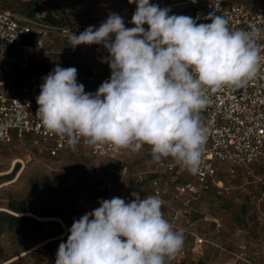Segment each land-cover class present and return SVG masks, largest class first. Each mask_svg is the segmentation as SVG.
Returning a JSON list of instances; mask_svg holds the SVG:
<instances>
[{
  "label": "clouds",
  "instance_id": "9594fccd",
  "mask_svg": "<svg viewBox=\"0 0 264 264\" xmlns=\"http://www.w3.org/2000/svg\"><path fill=\"white\" fill-rule=\"evenodd\" d=\"M128 2L136 4L133 27L109 13L99 27L67 33L73 50L80 45L106 50L101 62L111 70L109 79L86 92L75 67L57 64L42 78L36 115L73 150L81 140L131 153L147 145L154 162L172 158L195 175L209 135L201 117L208 93L239 89L257 77L264 30H234L213 12L203 17L210 23H198L199 14L170 15V8L150 0ZM98 203L73 221L55 264H166L183 248V229L165 218L158 195Z\"/></svg>",
  "mask_w": 264,
  "mask_h": 264
},
{
  "label": "rangeland",
  "instance_id": "374dc122",
  "mask_svg": "<svg viewBox=\"0 0 264 264\" xmlns=\"http://www.w3.org/2000/svg\"><path fill=\"white\" fill-rule=\"evenodd\" d=\"M150 2L170 8V15L189 16L191 11L190 0ZM0 6L56 27L39 51L13 47L0 38V91L7 95L19 94L21 86L46 76L57 64L75 67L78 82L94 93L111 75L101 62L108 53L98 45L73 50L68 30L78 35L88 26L99 27L109 13L121 15L130 28L136 10L128 0H0ZM155 163L147 145L139 153L123 150L114 157H91L78 145L55 157L23 142L6 145L0 153V264H55L73 221L99 207V200L150 196L147 178ZM221 175L228 190L202 192L196 212H186L170 196L163 198L165 218L185 236L181 251L166 264H264V152L248 170ZM10 216L28 218L11 221ZM201 234L207 241L198 245Z\"/></svg>",
  "mask_w": 264,
  "mask_h": 264
},
{
  "label": "built area",
  "instance_id": "2783aa9c",
  "mask_svg": "<svg viewBox=\"0 0 264 264\" xmlns=\"http://www.w3.org/2000/svg\"><path fill=\"white\" fill-rule=\"evenodd\" d=\"M189 16L203 19L208 13L225 16L234 30H264V2L241 3L233 0H190ZM55 26L39 16L23 14L0 6V38L13 47L43 48ZM64 31V30H63ZM26 37L30 44L23 41ZM264 56V36L258 41ZM45 77V76H43ZM43 77L32 84L21 86L19 94L7 95L0 91V153L13 142H23L47 156L55 157L67 148L66 140L49 133L36 115V97L40 93ZM210 103L201 113L209 129L203 160L197 174H190L173 159L155 163L147 178L149 194L166 196L181 203L186 212L198 211L202 192L213 188L219 193L228 190L222 173L233 175L238 168L249 169L264 152V62L256 78L245 87H224L208 93ZM91 157H114L123 150L112 145L90 146L83 140L78 144ZM166 175V180L163 179ZM188 178L184 180L182 178ZM207 241L205 235L196 236V243Z\"/></svg>",
  "mask_w": 264,
  "mask_h": 264
},
{
  "label": "trees",
  "instance_id": "16d2710c",
  "mask_svg": "<svg viewBox=\"0 0 264 264\" xmlns=\"http://www.w3.org/2000/svg\"><path fill=\"white\" fill-rule=\"evenodd\" d=\"M29 15H32V14L29 13ZM23 42L25 44H29V43H31V40L29 37H26ZM25 218H28V216H10L11 221H17V220H21V219H25Z\"/></svg>",
  "mask_w": 264,
  "mask_h": 264
},
{
  "label": "bare ground",
  "instance_id": "6f19581e",
  "mask_svg": "<svg viewBox=\"0 0 264 264\" xmlns=\"http://www.w3.org/2000/svg\"><path fill=\"white\" fill-rule=\"evenodd\" d=\"M20 161V160H19ZM10 170H8V171H5V173H8ZM2 173V172H1ZM0 173V174H1ZM8 210V209H7ZM10 212H12V213H14V214H21V213H16L15 211H12V210H9ZM23 213H27V212H23ZM30 215H33L34 217H36V218H38V219H46V218H48V217H42V216H38V215H36V214H34V213H31V212H28Z\"/></svg>",
  "mask_w": 264,
  "mask_h": 264
}]
</instances>
